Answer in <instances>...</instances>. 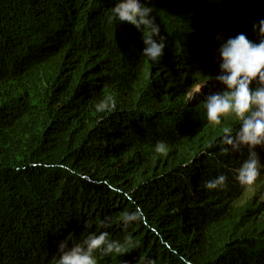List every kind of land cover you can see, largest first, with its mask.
Segmentation results:
<instances>
[{
  "label": "trees",
  "instance_id": "16d2710c",
  "mask_svg": "<svg viewBox=\"0 0 264 264\" xmlns=\"http://www.w3.org/2000/svg\"><path fill=\"white\" fill-rule=\"evenodd\" d=\"M115 2L0 0V264H56L85 222L119 241L134 208L129 246L97 264H264V215L233 178L247 149L222 153L229 127L207 121L203 95L184 99L186 83H216L221 40L259 42L264 0H150L159 63L134 26L109 22ZM104 98L115 112L96 110ZM219 174L226 186L206 190Z\"/></svg>",
  "mask_w": 264,
  "mask_h": 264
},
{
  "label": "clouds",
  "instance_id": "9594fccd",
  "mask_svg": "<svg viewBox=\"0 0 264 264\" xmlns=\"http://www.w3.org/2000/svg\"><path fill=\"white\" fill-rule=\"evenodd\" d=\"M144 0H116L111 9L109 22L116 20L120 24L134 26L141 34L144 44L142 55L153 63H159L165 56L166 38L161 35V27L153 15L155 9ZM259 42L251 41L244 33L223 40L218 49L219 73L214 77L221 85L220 90L210 92L206 96L204 109L207 121L220 125L223 118L234 117L239 121V127L234 132L224 128L220 151L222 153L240 152L247 149V158L234 170L233 178L241 186H251L264 169L261 164L257 147L264 149V19L253 24ZM204 82L192 85L186 93L189 102L195 101L198 95L208 85ZM98 112H115L117 104L112 98H104L95 105ZM153 150L164 154L168 145L157 141ZM228 177L219 174L204 181L206 190H219L226 186ZM143 219L139 208L122 212L120 225L123 232L121 239L108 238V233L91 231V225L84 223L87 233L79 242H73L68 237L57 245L56 264H97L95 256L99 252L103 256L123 253L130 244L127 229L130 223ZM112 222L111 217H104L102 223ZM151 264V261L148 262ZM186 264H191L186 261Z\"/></svg>",
  "mask_w": 264,
  "mask_h": 264
},
{
  "label": "rangeland",
  "instance_id": "374dc122",
  "mask_svg": "<svg viewBox=\"0 0 264 264\" xmlns=\"http://www.w3.org/2000/svg\"><path fill=\"white\" fill-rule=\"evenodd\" d=\"M242 17V21L245 22L246 24H249L248 26L250 27L251 24L254 22L252 21V19L250 18V16L247 15H241ZM260 19L257 18L255 19L254 23H257ZM247 26V27H248ZM249 35H248V34ZM248 38H250L251 36V31H246L245 34ZM250 36V37H249ZM225 40V39H223ZM221 40V41H223ZM202 83V82H200ZM186 85L188 86V89L186 90V93L191 89L192 85L186 83ZM221 85L218 84V82L216 83H209L204 89H203V95L204 99L206 100V96L210 93V92H215L220 90ZM141 89V85L139 86V88L136 90L137 92ZM185 92L182 90V93ZM185 93V95H186ZM136 97H139L136 95ZM184 99L187 100L186 96H184ZM188 101V100H187ZM133 102V101H132ZM204 103L203 102V107H204ZM224 125V126H228L230 130H232L233 127L239 125L238 120H236L234 117H227V118H223L222 123L220 125ZM216 128V127H215ZM238 129V128H237ZM169 150L173 151L175 150L174 147H168V150L165 154H167L169 152ZM261 164H264V154H261ZM246 192L244 193V195L242 196V198L240 199V203L241 204H253L257 207H260V211H262V215H264V169L261 170V174L260 176L257 178V180L253 183V185L251 186H247Z\"/></svg>",
  "mask_w": 264,
  "mask_h": 264
}]
</instances>
